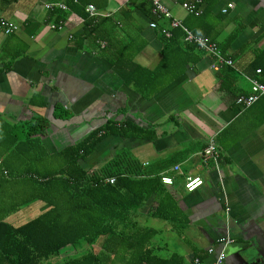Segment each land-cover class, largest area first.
<instances>
[{"label":"crops","instance_id":"obj_1","mask_svg":"<svg viewBox=\"0 0 264 264\" xmlns=\"http://www.w3.org/2000/svg\"><path fill=\"white\" fill-rule=\"evenodd\" d=\"M100 1H106L103 7L93 4L101 15L89 27L69 0H0V20L18 25L8 35L0 28V176L17 167L5 164V158L24 159L22 152L30 151L15 147L14 136L37 118L49 123L34 143L35 151L49 157L44 174L63 167L64 151L107 122L128 123L129 132L139 127L146 137L109 134L80 164L99 169L128 150L148 176L174 177L167 187L171 211L179 214L173 221L153 214L156 196L129 220L152 229L147 246L166 260L156 258L154 264H192L195 257L212 264L218 241L226 236L234 242L223 264H241L251 245L264 255V98L249 108L236 103L251 93L248 77L260 80L256 55L264 49V0H159L195 34L219 44L232 59L220 70L198 48L166 45L159 29L149 26L152 21L170 26L153 14L154 0ZM196 1L199 15L183 7ZM57 2L68 9H47ZM134 65L154 73V79ZM211 140L217 163L202 157ZM188 176H200L204 184L188 192ZM47 209L36 199L4 202L0 221L19 226ZM94 249L110 257L105 264H125L99 244ZM123 251L129 256L130 248Z\"/></svg>","mask_w":264,"mask_h":264},{"label":"trees","instance_id":"obj_2","mask_svg":"<svg viewBox=\"0 0 264 264\" xmlns=\"http://www.w3.org/2000/svg\"><path fill=\"white\" fill-rule=\"evenodd\" d=\"M69 2L80 9L89 27L93 26L94 17L86 11L87 5L95 3L103 7L106 3L100 0ZM150 14L153 16L151 11ZM154 17H151L152 20L157 19ZM172 31L171 38L161 36L167 46L184 43L197 48L184 42V33L180 28H173ZM256 61V68L262 71L260 80L264 83V49L257 53ZM136 68L149 72L139 65H134L133 69ZM137 74L133 71V77ZM153 74L148 73L149 76ZM150 77L153 80L155 76ZM48 124L43 117L35 119L22 133L14 136L15 147L24 149L28 146L30 153L35 151L34 143L39 141L36 136ZM128 126V123L117 126L109 121L82 143L67 148L64 151L67 160L63 167L50 174H38V179L31 173L30 196L23 202L41 200L48 205V209L19 226L0 221V264H105L104 258L110 257L105 253L97 254L94 249L96 244L113 251L114 260L123 258L125 264H154L156 258L162 263L166 261L147 246L152 229L129 222L151 196H156L158 202L153 213L155 216L173 221L179 215L171 211L169 185L163 183L162 177L148 176L142 164L128 150L122 151L99 169H86L80 164V160L93 151L101 138L109 134L145 136L146 133L139 127L131 133ZM100 130H105V133L99 135ZM111 177L116 179L115 183L107 181ZM83 244H87L89 249L81 255L58 263L49 262L63 248L82 247ZM125 248H130L129 256L122 255Z\"/></svg>","mask_w":264,"mask_h":264},{"label":"built area","instance_id":"obj_3","mask_svg":"<svg viewBox=\"0 0 264 264\" xmlns=\"http://www.w3.org/2000/svg\"><path fill=\"white\" fill-rule=\"evenodd\" d=\"M198 3L200 1H196L193 3H184L183 7L187 9L190 13H195L196 15L201 14L198 10ZM47 9H68V6L65 3L57 2V3H50L46 5ZM86 11L89 13L91 17H98L101 15V12L98 11L97 7L94 4H89L86 7ZM223 12H227V9L223 10ZM153 14L170 21V26L167 27H160L159 24L155 21L150 22L149 26L153 29H159L160 33L167 38H171L173 36V28H180L183 35L184 42L188 44H192L196 46L198 49L204 51L206 54L211 55L214 58L213 62V69L220 70L223 66L232 65V59L229 57H225L219 44L209 37L202 36L195 34L192 30L186 27L178 18L173 16L171 11L165 7L159 0H154L153 6ZM52 28H58L59 25L52 24ZM0 28L4 31L6 35L13 33L18 29V25L14 22L9 21L5 18L0 20ZM257 74H260L262 71L261 69L256 70ZM248 80L251 84V93L247 95H240L236 99V103L244 108L251 107L254 103H256L261 97H264V83L261 82L259 79L255 77H248ZM202 157L204 161L212 158L217 163L219 158V153L216 148V144L213 140H211L208 146L204 149L202 153ZM175 171H180V166H175ZM162 181L164 184L173 185L174 184V177L169 175H162ZM110 183H115L116 179L111 177L107 179ZM204 184V180L200 176H188L185 181V188L188 192H194L199 189ZM234 242V239L230 236H226L221 238L218 241L220 245L219 252L212 264H223L226 259V252L227 248L230 244ZM210 252H214V247H211ZM192 264H204L203 260L200 257H195L193 259Z\"/></svg>","mask_w":264,"mask_h":264},{"label":"rangeland","instance_id":"obj_4","mask_svg":"<svg viewBox=\"0 0 264 264\" xmlns=\"http://www.w3.org/2000/svg\"><path fill=\"white\" fill-rule=\"evenodd\" d=\"M23 155H25V158L24 159L21 158L20 160L11 161L8 160L7 158L4 159L5 164H10L11 162H14L17 163L16 164L17 167L14 168L13 170L9 169L8 172H5L3 173L4 175L2 174V176H0L4 180V182L0 184V207L4 204V202L10 205L11 202L13 204V202L18 201L22 205L24 203L23 201H25V199L30 196L31 183L33 180L31 177H33L34 175V178L38 179L40 175L42 176L44 173H49V171L44 168V164L47 162L46 159L49 158L47 157L48 156L47 153L45 152L40 153L37 151H33L30 154V152L28 151L26 152V154L23 153ZM54 162L57 164L62 163L60 160H55ZM27 169L31 171L38 170L39 172L38 174L40 175L33 174V172H32L33 175H31V173L30 174L28 173ZM6 180L9 181L7 182ZM8 185H10L12 188ZM88 249L89 247H87V244H83L82 247L69 246L62 249L60 255L53 256L49 262L53 263L54 260L56 262H62L63 260H67L69 258L79 256Z\"/></svg>","mask_w":264,"mask_h":264},{"label":"water","instance_id":"obj_5","mask_svg":"<svg viewBox=\"0 0 264 264\" xmlns=\"http://www.w3.org/2000/svg\"><path fill=\"white\" fill-rule=\"evenodd\" d=\"M260 249L256 246H249L244 257L242 256L241 264H264V255Z\"/></svg>","mask_w":264,"mask_h":264}]
</instances>
